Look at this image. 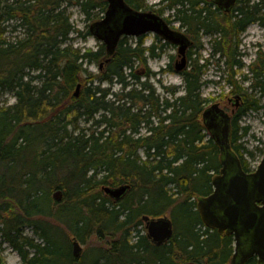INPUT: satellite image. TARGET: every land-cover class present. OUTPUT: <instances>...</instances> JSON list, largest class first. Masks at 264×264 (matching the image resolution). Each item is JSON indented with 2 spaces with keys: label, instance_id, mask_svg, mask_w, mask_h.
Masks as SVG:
<instances>
[{
  "label": "trees",
  "instance_id": "16d2710c",
  "mask_svg": "<svg viewBox=\"0 0 264 264\" xmlns=\"http://www.w3.org/2000/svg\"><path fill=\"white\" fill-rule=\"evenodd\" d=\"M126 1L135 9H153L145 0ZM236 3L232 14L206 0H162L155 11H171L166 19L186 29L199 49L200 38L210 37L212 56L221 53L232 71L228 86L248 102L241 118L264 108V56L259 53L250 66L251 95L233 72L243 67L240 36L251 24L264 27V0ZM73 7L93 23L104 17L108 2L0 0V100L7 92L16 97L14 104L0 105L2 241L21 264H72L74 237L99 244L83 252L80 264L227 263L232 238L202 232L196 210L197 198L209 195L221 168L219 146L202 118L209 102L203 95L209 60L201 64L190 50L182 86H166L148 63L160 58L168 43L146 47L143 37L135 44L123 38L107 61L104 45L92 51L72 43L74 33L92 36L91 24L84 31L73 23ZM101 62L104 70L96 74L85 68ZM166 71L174 72L171 63ZM156 77L161 92L152 81ZM115 84L119 92L112 91ZM81 121L90 127L81 129ZM239 123H232V146L243 155L249 151L239 144ZM242 129L248 135L250 127ZM121 185L130 189L118 201L103 189ZM58 190L60 201L54 198ZM168 212L174 235L156 245L143 234L141 216ZM0 264H6L1 256Z\"/></svg>",
  "mask_w": 264,
  "mask_h": 264
},
{
  "label": "water",
  "instance_id": "95a60500",
  "mask_svg": "<svg viewBox=\"0 0 264 264\" xmlns=\"http://www.w3.org/2000/svg\"><path fill=\"white\" fill-rule=\"evenodd\" d=\"M109 5L104 17L91 24L90 30L94 36L106 47L108 60L115 53L120 40L123 37H141L147 33H154L160 36L165 42H169L178 47L179 60L176 61L175 70L183 71L187 67V52L193 42L183 32L170 28L165 20L156 13L139 12L126 0H108ZM223 9L230 11L236 0H215ZM81 84H78L75 95L78 97ZM237 100L240 97H236ZM238 103V102H237ZM203 122L220 143V159H226V153L230 149V117L220 108L219 104H214L207 108L203 114ZM223 175H216L212 184L214 192L207 198H200L198 201V211L201 213L203 223L210 229L218 228L221 232L228 229L229 233L235 232L237 254L232 259V264H242L253 252H256L263 259L264 251V214H243L244 206L248 202L249 187L253 186L259 194V200L264 203V159L262 160L256 174L247 176L239 168L234 175L228 173L227 163L221 170ZM256 177L257 179H251ZM129 185L119 187H106L105 190L110 196L118 201L122 200L129 191ZM57 201L62 199L60 190L54 193ZM222 203V212L214 209V203ZM142 220L147 230L146 236L154 244L161 245L174 235L173 220L168 215L152 217L144 215ZM244 237L252 238L253 249L248 252L238 253ZM77 238L74 237V253L80 255L81 246ZM78 264V263H76ZM191 264H197L196 262Z\"/></svg>",
  "mask_w": 264,
  "mask_h": 264
},
{
  "label": "rangeland",
  "instance_id": "374dc122",
  "mask_svg": "<svg viewBox=\"0 0 264 264\" xmlns=\"http://www.w3.org/2000/svg\"><path fill=\"white\" fill-rule=\"evenodd\" d=\"M146 4L148 5H154V10H159L160 6L159 4L160 0H145ZM71 15H72V21L76 25V27L80 30L86 31L88 28V25H90V21H88L84 15L80 13L78 8L73 7L70 9ZM169 10H165L162 14L164 17H169L170 15ZM93 22V21H91ZM180 27V24L178 22L173 23V28L177 29ZM181 28V27H180ZM182 32L186 33V29H182ZM73 41L72 43L74 46L84 49H91L92 51L98 50L103 43L99 41L94 36H89L86 39H84L81 36H78L77 33H74L72 35ZM201 37V36H200ZM139 38H133L128 37L127 40L130 44H135ZM143 43L144 46L150 47L153 44H156L159 48L162 42L161 39L154 34H148L143 36ZM241 44L239 46V52L241 53V61L243 62L242 68H235L236 74L234 76L235 80L238 81L243 87L247 90L249 88L250 82H253V79L250 81H244L245 76H248L249 78H253L252 72L250 70V65L256 62L257 57L259 56V53L261 56H264V28L259 24L255 23L251 25L241 36H240ZM200 49L198 46L191 47L190 50H192L195 55L193 57H201L202 60L200 63L202 64L205 62V60H209V63L207 64V68L204 74V80L206 81V84L203 88V95L204 97H207L209 99L208 105L211 106L215 103H222V108L227 109V112L231 114V104L227 102V96L229 95L230 91H232L231 87L228 86L226 83V78L228 77V66L224 59L220 58L218 55L212 56V44L210 43V38L206 36H202L200 38ZM244 54V55H243ZM171 56H174V58H171ZM244 56V57H243ZM178 60V53L176 46H167L165 49V53L162 54L160 58L151 59L148 63L149 68L152 72H161L160 78L163 81V84L166 86H174L179 87L183 84L182 76L174 72H167L166 69L168 68L169 63L172 64L174 67L175 62ZM176 60V61H175ZM85 68H87L88 72H91L93 74H96L99 72V65L98 64H86ZM220 69V73L218 70ZM142 71V66L141 69ZM156 77L154 80V85L156 88H158V92L162 91L160 85L156 82ZM212 78V79H210ZM209 81V83H207ZM211 81H214L212 83ZM102 87H107L108 85L103 84ZM120 85L115 84L112 88V91L119 92ZM245 92V91H244ZM250 95L252 94V91L249 89L247 91ZM16 97L11 92H7L2 95L1 97V104L0 105H7L10 106L16 102ZM243 98V97H242ZM243 104L242 107L246 104V99L243 98ZM262 106H264V97L261 98ZM225 105H228L229 108H226ZM208 106V107H209ZM264 108L261 109V111L258 112H249L247 115L241 118L239 123V131L238 134L241 138L240 141L248 148L249 151L255 155V159L250 160L247 158L249 164L253 167L255 165H259L261 162V153L259 150H256V148H264ZM80 127L88 128L90 127V124L84 123V121H81ZM245 126H249V133L248 135H244V130L242 129ZM95 128V127H94ZM239 141V142H240ZM159 206L163 207V205L160 203ZM158 205H156V208H159ZM173 214H177L176 212ZM166 215L171 217L170 212H168ZM143 234H145L147 231L143 228ZM29 235H32V231L27 229L26 231ZM59 237L63 238V235H59ZM37 238V237H36ZM99 245L95 238L93 240H89V243L87 244H81L82 251L87 252V249L93 248V246ZM89 246V247H88ZM65 250V249H64ZM0 256L5 259L6 264H21V258L19 254L7 243H4L2 241V238L0 237ZM68 261H63L64 264H66Z\"/></svg>",
  "mask_w": 264,
  "mask_h": 264
},
{
  "label": "flooded vegetation",
  "instance_id": "af4514ba",
  "mask_svg": "<svg viewBox=\"0 0 264 264\" xmlns=\"http://www.w3.org/2000/svg\"><path fill=\"white\" fill-rule=\"evenodd\" d=\"M161 1L162 0H160V2H159V4L161 3ZM127 2V1H126ZM206 2H207V4L209 5V4H213L214 5V7L215 8H217V9H219L220 10V12H222V13H224V14H232L233 12V9L236 7V2H237V0H236V2H235V4H234V6L230 9V11H226L225 9H223L218 3H216L215 2V0H206ZM159 4H157V5H159ZM151 6H153V9H147V10H144V9H136V10H140V11H142V12H150V11H153V12H155V13H158V12H156L155 10H154V5H151ZM160 6V5H159ZM221 13V14H222ZM159 14V13H158ZM159 15H161V14H159ZM164 17V16H163ZM167 17H164V19L167 21V23L170 25V27L172 28V29H175V28H173V23L174 22H170V21H168V19H166ZM92 24V23H91ZM251 25H253V24H251ZM250 25V26H251ZM91 26V25H90ZM249 26V27H250ZM248 27V28H249ZM263 27V26H262ZM247 28V29H248ZM264 28V27H263ZM178 30H180V31H182V29L179 27V28H177ZM176 30V29H175ZM89 31H90V29H89ZM91 33V32H90ZM92 34V33H91ZM148 34H151V33H147L146 35H148ZM155 36H157L156 34H154ZM92 36H94V34H92ZM145 36V35H144ZM158 37V36H157ZM238 59H240V57L242 56L241 55V53L238 51ZM244 55V54H243ZM218 56L220 57V58H222V59H224L225 60V62H226V64H227V66H228V70H229V64L227 63V60H226V58H223V56H222V54L221 53H218ZM244 57V56H243ZM215 58V57H214ZM187 59H188V64H189V58L187 57ZM257 59H258V57H257ZM256 59V60H257ZM177 60V59H176ZM175 60V61H176ZM255 62V61H254ZM251 66V65H250ZM249 66V67H250ZM235 68H238V66H235L234 68H233V72H235V74H236V70H234ZM104 70V66L103 67H101V71H103ZM251 70V69H250ZM229 72V77H230V74H231V70L230 71H228ZM252 72V71H251ZM252 75H253V73H252ZM248 77V76H247ZM235 79V78H234ZM251 79H253V82H250V84H249V88H252V84L254 83V81H255V79H254V76H253V78H249L248 77V79H244V81H250ZM236 81V80H235ZM212 83H214V81H211ZM241 87H243L238 81H236ZM208 83H209V81H208ZM231 87V86H230ZM249 88H247V90H249ZM232 89V88H231ZM243 89H245V88H243ZM236 97H240L241 99H243L244 98V95L242 94V93H240V92H233V90L232 91H230V93H229V95L227 96V102L229 103V104H231V108H230V110H231V114L229 113V117H230V131H231V137H230V149L228 150V152L226 153V159H225V162H224V160H222V159H220V161H221V168H220V171L218 172V173H215L214 175H213V178H214V176H216V175H218V174H220V175H223L222 174V172H221V170H222V168L224 167V163H227V167H228V173H230V174H232V175H234L235 174V172H236V169L237 168H239V170L242 172V173H244L245 175H247V176H251V175H254V174H256L257 173V171H258V168H259V166L260 165H255V166H251L250 164H249V162H248V160H247V158H249L250 160H254L255 159V155H251V153H250V151L248 150V148L241 142L242 141V137L243 136H241V141H240V139H239V144H241L242 146H243V148L245 147V148H247V150L249 151V152H245L243 155H242V153H241V151H243V149H241L240 151H236L234 148H233V146H232V133H233V125H232V123H233V121H234V119H235V121H237V120H239V122H240V120H241V118H237L239 115H240V113H241V109H242V101H241V99H239V100H237V98ZM243 97V98H242ZM244 100V99H243ZM247 101V100H246ZM238 102V103H237ZM247 104H248V102H246ZM219 104H220V106L222 107V103H220V101H219ZM209 105H207V107H208ZM206 107V108H207ZM225 107L226 108H229V106L228 105H225ZM206 110V109H205ZM226 111H227V109H225ZM202 118H203V115H202ZM237 119V120H236ZM207 129V128H206ZM207 133H208V135H209V137L210 138H212L213 140H214V142L220 147V143H218L219 142V140L218 139H215L214 138V136L212 135V133L211 132H209L208 131V129H207ZM246 137V136H245ZM220 150H221V147H220ZM256 150H259V152L261 153V160H262V158H264V148L262 149V148H256ZM222 150H221V155H222ZM251 179H257L256 177H250ZM213 181V180H212ZM213 185V184H212ZM214 192V186H212V190H211V192L209 193V195H204V196H201V197H198L197 198V200H196V210L198 211V208H197V205H198V201H199V199L200 198H207V197H209L212 193ZM249 196H248V202L245 204V206H244V211H243V214H256V212H257V214H264V203L262 202V201H260L259 200V194L257 193V191L255 190V188L253 187V186H250L249 187ZM214 209L217 211V212H222L223 210L221 209V207L223 206L222 205V203L220 202V201H217V202H215L214 204ZM198 213H199V215L201 214L199 211H198ZM200 218H201V220H202V217H201V215H200ZM141 220H142V216H141ZM202 222H203V220H202ZM203 225H204V227H201V231L202 232H217L218 234H220L221 236H223V237H231L232 238V241H233V245H232V248H233V251H232V253H231V256H230V258H229V260L227 261V263H225V264H232V259H233V257H234V255L235 254H237V246H236V241H235V232L234 233H229V231H228V229H225L224 231H220L218 228H215V229H210V228H208L204 223H203ZM173 226H174V222H173ZM139 230H140V233H139V235H140V237L142 238V224L139 226ZM174 232H175V227H174ZM254 247H253V243H252V238H248V237H244L243 239H242V245L240 246V248H239V251H238V253H241L242 251H246V252H248V251H250L251 249L252 250H254L253 249ZM262 255H263V259L261 258V256L259 255V254H257L256 252H253L252 253V255L245 261V262H243L242 264H249V262L251 261L252 262V264H264V251L262 252Z\"/></svg>",
  "mask_w": 264,
  "mask_h": 264
},
{
  "label": "bare ground",
  "instance_id": "6f19581e",
  "mask_svg": "<svg viewBox=\"0 0 264 264\" xmlns=\"http://www.w3.org/2000/svg\"><path fill=\"white\" fill-rule=\"evenodd\" d=\"M105 1H107L108 2V5H109V1L108 0H105ZM139 12H142V11H140V10H138ZM150 12H153V11H150ZM143 13H148V12H143ZM153 13H155V12H153ZM156 14H158V13H156ZM159 15V14H158ZM159 16H161L163 19H164V17L162 16V15H159ZM165 20V19H164ZM165 22H166V24L170 27V25L167 23V21L165 20ZM171 28V27H170ZM180 31V30H179ZM90 32H91V30H90ZM92 33V32H91ZM93 34V33H92ZM187 64H188V59H187ZM99 65V64H98ZM104 66V62H101L100 63V65H99V70L101 71V67H103ZM229 71V70H228ZM218 72L220 73V69L218 70ZM228 75H229V72H228ZM229 77V76H228ZM228 77L226 78V83H227V79H228ZM228 84V83H227ZM205 112V111H204ZM204 114V113H203ZM204 125H205V123H204ZM206 127V126H205ZM207 128V127H206ZM106 187H109V186H105L103 189H104V191H105V193L106 194H108L109 196H110V194L109 193H107V191L105 190V188ZM111 187V186H110ZM73 240H74V238H73ZM73 240H72V247H73ZM81 244V243H80ZM81 246V245H80ZM81 250H82V247H81ZM73 253H74V247H73ZM83 254V251H81V253H80V255L78 256V255H76L75 253H74V256L76 257V261H74L72 264H76V263H78V264H80V261H79V258L81 257V255Z\"/></svg>",
  "mask_w": 264,
  "mask_h": 264
}]
</instances>
